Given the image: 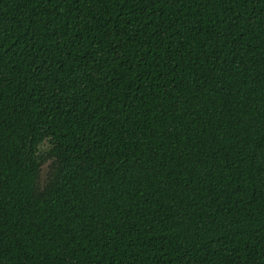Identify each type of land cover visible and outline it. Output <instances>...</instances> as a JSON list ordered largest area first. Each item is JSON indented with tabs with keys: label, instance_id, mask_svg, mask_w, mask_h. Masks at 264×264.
<instances>
[{
	"label": "trees",
	"instance_id": "trees-1",
	"mask_svg": "<svg viewBox=\"0 0 264 264\" xmlns=\"http://www.w3.org/2000/svg\"><path fill=\"white\" fill-rule=\"evenodd\" d=\"M0 264H264V0H0Z\"/></svg>",
	"mask_w": 264,
	"mask_h": 264
},
{
	"label": "rangeland",
	"instance_id": "rangeland-1",
	"mask_svg": "<svg viewBox=\"0 0 264 264\" xmlns=\"http://www.w3.org/2000/svg\"><path fill=\"white\" fill-rule=\"evenodd\" d=\"M50 163H47L42 167V173H41V180L44 181L47 177L48 171H49Z\"/></svg>",
	"mask_w": 264,
	"mask_h": 264
}]
</instances>
